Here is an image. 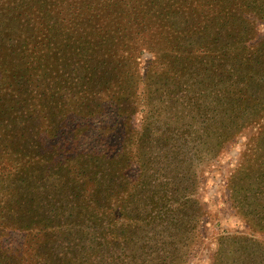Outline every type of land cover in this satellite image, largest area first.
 <instances>
[{"label": "trees", "instance_id": "1", "mask_svg": "<svg viewBox=\"0 0 264 264\" xmlns=\"http://www.w3.org/2000/svg\"><path fill=\"white\" fill-rule=\"evenodd\" d=\"M240 1L206 4L209 10L205 9L213 13L205 12L206 34L197 32L200 46L220 44L219 31L241 15L237 8ZM161 2L0 0V169L7 170L10 181L7 250L2 242L5 228L0 225V264H107L102 258L108 248L110 254L128 256L126 238L134 226L121 223L118 217L129 218L125 212L133 214L135 209L123 211L116 198L135 187L132 177L136 169L137 178L144 173L145 179L155 178L146 187H136L147 207L149 193L159 187L162 177L161 168L155 170L152 164V151L157 155L155 147L160 148L162 163L166 160L173 165L178 157L177 141L171 140L170 130L180 132L174 137L188 132L193 135L175 127L165 130L163 125H155L153 134L139 131L128 104L139 90L136 74L124 77L126 73L117 63L121 61L120 48L145 43L147 36L143 35L160 26L154 12ZM4 5L11 13L3 22ZM135 34L142 36H138L139 42ZM177 41L185 52L189 40ZM186 63L181 62L183 69L176 70L179 80ZM195 64L200 66L198 72H209L206 78L210 80L218 72L227 73L222 62H213L211 72L208 67L201 68L207 62ZM239 68L234 78L239 87L246 82L245 89L238 90L242 100L257 95L258 103L264 101V64H258L263 83L259 88L249 83L254 76L241 77ZM227 76L232 79L230 73ZM217 86L212 94L215 104H208L207 113H216L219 108L215 106L226 99L225 87L220 82ZM139 132L142 139L136 144ZM185 143L195 148L188 138ZM261 148L264 133L252 152V158L259 161L258 169L247 172L250 163L242 165L232 183L233 201L247 213L253 212L250 209L257 198L264 202ZM137 164L145 170L140 172ZM162 169L166 181L169 166ZM257 215L264 223V207Z\"/></svg>", "mask_w": 264, "mask_h": 264}, {"label": "rangeland", "instance_id": "2", "mask_svg": "<svg viewBox=\"0 0 264 264\" xmlns=\"http://www.w3.org/2000/svg\"><path fill=\"white\" fill-rule=\"evenodd\" d=\"M176 1L163 0L159 4L154 15L160 26L143 35L147 36V45L129 44L126 49L120 48L121 61L117 63H121L119 68L126 73L124 77L136 74L139 90L128 104L132 105V122L139 131L153 134L155 125H163L165 130L175 127L190 130L193 135L190 137L188 132L174 137L180 132L169 129L171 140L177 141L178 157L173 165L166 160L162 163L160 148L155 147L157 155L152 151V164L155 170L161 168L162 177L157 182L159 187L149 193L151 199L147 207L137 188L154 182L155 178L151 175L150 179H145V173L137 178L134 170L135 187L121 192L115 200L123 211L135 209L133 214L125 212L129 218L118 217L121 223L134 226L133 233L126 238L129 254L126 258L121 252L110 254L108 248L102 261L107 264H123L124 261H127L124 264H264V228L261 229L264 223L257 215L264 202L261 197L257 198L250 209L253 212L247 213V209L241 210L232 198V183L237 180L234 177L242 165L250 163V167L245 168L247 172L259 167L252 152L264 133V101L258 103L257 95L242 100L238 90L245 89L246 82L239 87L234 74L240 67L241 77L254 76L249 83L258 88L263 84L258 64H264V11H261L264 0H241L237 5L240 17H235L230 27L224 26L223 31H219L220 44L213 47L208 42L203 46L197 42V32L206 34L209 26L204 17L209 10L206 4L213 0H179L178 5ZM3 10L4 22L11 11L6 5ZM211 13L207 11L206 15ZM138 36L142 37L135 34L136 42H139ZM177 38L189 40L184 46L185 52ZM181 62H187L188 66L180 81L175 74L176 70L183 69ZM195 62H207L209 66L204 64L201 68L208 67L209 71L213 62H222L227 73L218 72L214 80L207 79L209 72H198L200 66ZM229 73L232 79L228 78ZM219 82L225 87L226 99L215 106L219 108L216 113H207L208 104H215L212 94ZM139 136L134 137L136 144L142 139L140 132ZM186 138L194 144V149L185 143ZM136 166L140 172L145 170L139 164ZM163 166H169L171 172L166 181H163ZM9 187L7 170L0 169V225L5 228L2 242L6 250ZM137 200L138 206L130 204Z\"/></svg>", "mask_w": 264, "mask_h": 264}]
</instances>
